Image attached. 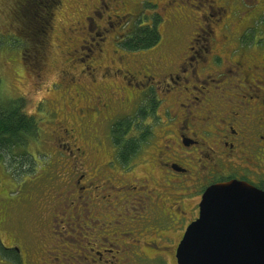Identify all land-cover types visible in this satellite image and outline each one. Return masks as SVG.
Masks as SVG:
<instances>
[{
	"label": "rangeland",
	"instance_id": "rangeland-1",
	"mask_svg": "<svg viewBox=\"0 0 264 264\" xmlns=\"http://www.w3.org/2000/svg\"><path fill=\"white\" fill-rule=\"evenodd\" d=\"M215 1L217 2L213 6H223L226 8L225 12L214 9L210 11L206 0H127L124 8L112 7L109 1L104 4L103 0H47L48 4L53 3L52 6L45 4L50 10V18L44 13L43 15L47 17L45 22L43 21L39 27L36 25L34 27L32 23L33 30L27 33L17 20L19 16L17 10L22 1L0 0V99L3 104H8L10 100L23 98L26 112L35 116L39 128L38 135L30 139L27 146L14 149L15 158L11 163L0 165V242L7 249L19 243L23 258L15 260V254H6L0 249V264H92L95 253L89 243L94 247L101 245V248L107 250H119L118 246L109 245L101 238L108 237L113 241L115 238L112 237L111 231L119 227L120 221L112 222L114 219L112 213L99 210L96 204L100 206L102 204L97 202V197L94 196L91 202L89 193L85 196L79 194L71 210L78 213L81 208L87 212L94 205L92 221L85 224V216H71L69 222L76 219H81L83 222L62 225L66 231H60L62 229L60 224H58L59 230H55L56 233L49 230V220L46 217L52 212L50 218L55 211L56 215L62 218L65 214L64 207H61L62 202L65 201L68 205L72 203L67 200L72 189L68 190L64 181L70 179L77 169L89 166L82 164L84 153L92 166H95L92 172L86 170L91 176L88 177V182L84 181L89 183L92 190L95 186H98L99 191L103 190L100 185L104 181L112 183L113 177L116 176H122L132 183H134L133 179H139L138 184H144L146 179L151 178L149 184L155 187L153 193L155 196L156 193H160L157 203L162 204L163 209L172 206L173 193L177 190H174V184L171 186L164 180L165 174L161 168L156 170L153 166L157 164L155 161L159 156L162 162L167 160L166 156L170 153L168 152L166 156L161 154L166 153L164 150L166 144L163 142L166 138L172 137V134L166 131L175 130V123L171 122L168 125L162 123L159 126V123L155 122L157 127H153L154 134L136 155V159L133 160L134 166L128 170L120 165L113 167L112 164L115 161V146L111 135L114 122H107L103 116L98 117L95 109L90 110L88 114H90L91 127L88 137L82 134L81 128L76 127L80 123L78 115L80 111L87 112L90 108L101 110L104 104H108L109 108H139L147 99L145 95L140 98V95L149 84L156 87L155 97L159 100L157 108L165 121L166 111L168 110L169 114L170 111L176 112L175 108H182L177 106L180 98L181 103H186L184 97L191 93L185 89L184 83L181 86L183 88L179 99L171 92L168 94L164 92V81H170L167 75L177 71L176 63H180L186 57L185 52L189 46L194 47L195 52H198L200 47L209 44L212 53L223 58L220 70L226 71V76L221 78L227 76L232 78L229 73L232 63L239 62L241 58L239 56L241 51L233 53L237 46L236 38L238 42V36L244 28L247 25L254 26V23L253 20L241 21L236 0ZM255 1L257 2L241 0V15L244 18L256 13L260 3L264 8L263 0ZM118 2L120 1H116L115 4ZM151 2L158 7L153 9L150 6ZM105 5H109V8L106 9ZM154 11L160 16H152ZM207 14H212L213 17L210 18L211 16ZM88 17H93L99 30L92 24L93 20H87ZM138 22L157 25L162 34L161 44L158 47L136 52L123 48L121 41L128 35L129 25ZM260 24L257 21L254 30L250 31L252 35H249V41L258 46L243 49L242 55L251 67L260 65L258 59L264 58V49H262L264 37L262 41L259 38V33L262 31ZM74 28L78 29L76 33L71 31ZM104 28L106 31H103ZM39 37L44 41L42 45L39 43ZM83 40H86V43ZM191 40H194L192 45L189 44ZM97 43L99 46L94 47L95 51L87 58L88 47L92 48V44ZM35 58L38 68H30ZM147 67L150 68L148 75H155V80L150 82L143 77L147 74L145 69ZM131 74L137 81H141L139 82L141 87L135 83L128 84ZM258 74L250 82L260 80L261 72ZM194 81L190 79V83ZM224 87L226 86L221 85L220 90L222 91ZM232 88L229 86L226 90L223 89L226 96L236 94L237 91ZM83 96L88 100L83 99ZM209 97L212 100L216 99L211 95ZM229 103L239 104L237 99ZM211 108L219 107L216 104ZM226 108H230V105ZM111 117L109 115V118ZM147 123L151 126L154 124L151 120H147ZM68 128L72 129L71 135L76 134V129L80 132L76 134V140L75 137L70 138V134L65 136L62 133ZM203 129L213 128L208 124ZM135 131L138 130H132L131 135L136 134ZM207 143L213 144L212 140ZM77 148L83 151L82 155ZM73 150L75 154L71 155ZM77 159L81 160L77 161ZM16 168H20V171ZM106 187L108 189L110 186ZM92 194L95 192L93 191ZM104 194L105 191H101V197L107 195ZM60 197L65 198L60 201ZM114 201L118 204L121 199ZM149 203L151 205L146 213H151L154 207L151 201ZM124 204L127 207V203ZM123 208L121 202L117 211L120 212ZM1 210L5 212L1 213ZM140 214L142 210L137 213ZM147 217V222L151 221L149 224H132V227H137L139 235H144V239L146 238L144 241L149 245L157 242L158 246H168L167 238H172L173 230L178 228L177 221H172L170 224L169 220L159 218L153 225V217L149 215ZM87 226L92 228L87 230ZM105 230L109 232L104 233ZM88 231L93 233L87 235ZM63 234L65 237L61 236ZM44 235L48 237L44 238ZM159 235L162 238L159 239ZM88 248L93 253H90ZM32 251L37 253L34 255ZM104 253L110 256H104L105 258L113 260L114 254ZM118 259L115 264H176L172 255L155 263L145 261L135 263L134 259L130 260L126 256H120ZM96 264H105V261Z\"/></svg>",
	"mask_w": 264,
	"mask_h": 264
},
{
	"label": "flooded vegetation",
	"instance_id": "flooded-vegetation-1",
	"mask_svg": "<svg viewBox=\"0 0 264 264\" xmlns=\"http://www.w3.org/2000/svg\"><path fill=\"white\" fill-rule=\"evenodd\" d=\"M106 1H109L110 6L112 5V7L116 6L124 8L127 4V0H103L104 4ZM116 1L120 2L115 4ZM112 2L113 4H111ZM209 2L210 0H206L207 8H209L210 11H213L214 9L219 12L221 10L225 12L226 8L223 6H213L217 1L213 0L212 2ZM254 2L257 1L254 0ZM236 4L239 5L237 8L241 21L247 22L248 20H253L254 26L247 25L238 36V42L236 38L237 46L235 50H233V53L241 51V54L239 55L241 58L239 62L232 63V67L229 71L232 78L228 76L226 78H221L222 76H226V71L222 72L220 70L223 58L220 57V55H214L209 44L200 47L198 52H195L194 47L189 46L185 52L186 57H184L180 63H176L177 71L167 75L170 77V81H164V92L167 94L171 92L179 99L182 94L181 89L183 88L181 86L184 83L185 89L191 93L184 97L186 103H181L180 98L177 106L182 108H175L176 112L170 111L169 114L168 110L166 111L167 118L165 121L159 114V108H109L108 104H104L101 110L99 108H90L87 106L90 108L87 112L83 110L79 112L78 121H80V123H78L76 127L81 128L82 134L87 135L88 137H90L89 129L91 127L89 118L90 114H88V112L92 109L96 110L98 117L103 116L105 121H112L111 123L114 122L113 125L117 123L118 120H131L134 116L133 112L136 114L139 110L144 109L146 110L147 115L142 118L143 120L139 119V121L135 122L132 129L134 130L137 124L143 125L144 127L151 126L147 123V120H151L154 123L151 126L152 135L154 134L153 127H157L155 122L157 124L159 123V126H161L162 123H165V125H168L171 122L175 123V130L169 129L166 131L164 129L166 133L172 134V137L166 138L163 142L166 144L164 149L166 153L161 154L166 156L169 152L170 154L166 156L167 160L162 162L161 156H159V161H155L157 164L155 166L152 165L156 170L161 168L165 174L164 180L170 183L171 186L174 184V190H177L173 193V204L168 207V209H163V205L159 202L157 203L160 193H156V196L153 193L155 192V187H152L149 184L151 178L146 179V183L144 184H138L139 179H133L134 183H132L122 176L113 177L112 183L110 181H104L100 185L102 186L101 189H103L101 191H105V194H107H104L105 197H101V191L98 190V186H95L94 190H92L89 183H86L89 181L88 177L91 176V173L90 175L87 174L86 170L92 172L95 168V166H92L89 162L86 157V153H84L85 157H82V164L89 165L88 168L77 169L76 173L71 175L70 179L64 181L67 183L68 190L72 189L70 192L71 194L67 199L72 203L71 205H68L62 200V198L65 197H60V201H63L61 207H64L65 210L64 216L60 218L54 211L50 218L49 216L52 212L46 217L49 220V230H52L53 233H56L55 230H59L58 224H60L61 228L64 229H60V231H66V228H63L62 225H68L70 223H73L72 225H74L78 221L83 222L81 219L69 222L71 216H85V224L93 220L92 215L95 210L93 208L94 205L91 209L87 210V212L81 208H79L78 213H76L75 210H71L72 207H74V203L77 200L76 198L79 197V194L81 196H85L87 195L86 193H89L88 197L91 202L93 201V196L95 198L97 197V202L102 204L101 206L100 204H96L98 209L103 210L104 213H112L111 215L114 217L112 222L120 221L119 227L114 228L113 231L110 230L113 233L112 237L115 238L113 239L115 242L110 241L108 237L101 238V240H104L109 245L113 244L118 246L119 250H107L106 248H101V245H95L94 247V245L89 243L91 246L90 248H92V251L95 253L92 264L104 261L105 264H115L119 261L118 257L120 256H126L127 258H130V260L134 259L135 263L142 261L155 263L163 259L165 260L168 255H172L177 264L176 254L178 247L188 226L198 219L203 195L209 187L218 183L237 180L249 183L253 187L264 191V86L261 85H264V58L258 59V63L260 65H253L251 67L242 55L244 54L243 49H250L258 46L257 44L249 41V37L252 35V32L250 31L254 30L257 21L260 22V26H262L259 38L261 41L263 40L264 8L260 3V8L257 9L256 13L244 18L243 15H241V0H236ZM141 5L143 6V2ZM144 5L146 4L144 3ZM150 6H152L153 9L154 7H158L154 2H151ZM105 8H109V5H105ZM209 15L207 14V16ZM127 16H132V14H127ZM152 16L159 17L160 15L158 12L154 11ZM210 16V18L213 17L212 14ZM87 20L91 21L93 20V17H88ZM92 24L96 29H98L95 20L92 21ZM132 25L133 24H131V26ZM131 26L129 25L128 27V33L131 32ZM87 28H89V26H87ZM104 30L106 31L105 28L103 31ZM71 31L76 33L78 29L74 28ZM158 32L160 35L159 42L148 50L156 48L161 44L162 34L159 29ZM255 36L257 37V33H255ZM83 42L86 43V40H83ZM193 42L194 40H191L189 44L192 45ZM98 46L99 43L92 44V48L88 47L89 55L87 58H89L95 51L94 47ZM210 56L211 58H209ZM246 64H248L247 67H245ZM212 65H214V67H212ZM154 68L158 70L157 67L154 66ZM145 69L147 71V74L143 76L145 80L147 82L155 80V75H148L150 68L147 67ZM259 72H261V79L250 82L252 78L259 75ZM130 76L131 78L128 79V84L135 83L141 87V84L139 83L141 81H137L133 74ZM190 79L193 81L194 79L196 80L190 83ZM250 83H252V86H250ZM221 85L226 86L224 87L225 90L227 87L232 86V89L237 91L236 94L234 96H226L225 91H223L224 88H222V91L220 90ZM146 86L147 87L144 88L140 98L142 95H145L147 99H150L151 96H153L158 102L159 100L155 97L156 87L149 86V84ZM259 92L262 93L259 94ZM196 93L199 95L196 96ZM250 93H253L254 95ZM210 95L213 96L212 98L216 99L212 100L211 97H209ZM83 99L88 100L84 96ZM227 99L229 102H233V99H237L239 104H230L227 102ZM216 104H218L219 108H211V106L215 107ZM227 105H230V108H226ZM99 111L104 114H101ZM171 114L175 115L173 116ZM109 115L112 117L109 118ZM208 124L213 129H203V127ZM74 131L75 130L73 129V132ZM71 132V128L62 131L65 136L70 134V138L75 137L76 140V134L79 131L76 129V134L72 135ZM139 134L141 137L144 132ZM199 134L201 136H199ZM89 140L91 141L90 138ZM210 140L213 142L212 145L207 143L210 142ZM77 150H79L80 155H82L83 151L81 152L80 148H77ZM73 154H75L74 150L71 151V155ZM136 155L128 164H125L118 159L117 149L115 148V161L112 163L113 167L115 165H120V167L130 170L134 166L133 160L136 159ZM79 160L81 159H77V161ZM107 185L110 186L108 189L106 187ZM93 191L95 194H92ZM167 196H169V194ZM114 199H121V201L117 204ZM149 201H151L154 207L151 210V213H146L151 205ZM121 202L124 205V208L119 212V210L117 211V207L121 204ZM124 203H127V207ZM141 210L142 214L137 215L138 211L141 212ZM1 211V213L5 212V210ZM148 215L153 217V225L159 218L169 220L170 224L172 221H177L178 228L173 230L174 234L172 238H167V241H169L168 246H158L159 244L157 242L154 245H149L147 241H144L146 239H144V235H139L137 227H132V224H149L151 221L149 220L150 222H147ZM138 217L141 218L138 219ZM95 225L96 224H93V226ZM91 228L92 227L87 226V230ZM103 232L107 233L109 231L105 230ZM89 233H93V231H88L87 235H89ZM61 236L65 237V234ZM43 237L47 238L48 236L44 235ZM140 238L142 240H140ZM160 238H162L161 235H159V239ZM103 246H105V244H103ZM2 247L6 254H15V260L19 258L23 259L21 257L22 247L19 243L18 245L15 244V247H8L11 249H7L4 244H2ZM89 251L90 253H93L90 249ZM104 252L114 254L112 255L113 260H111V258H105L107 254ZM32 253L35 255L37 251H32ZM107 257L110 256L108 255ZM86 259L88 258L86 257Z\"/></svg>",
	"mask_w": 264,
	"mask_h": 264
},
{
	"label": "water",
	"instance_id": "water-1",
	"mask_svg": "<svg viewBox=\"0 0 264 264\" xmlns=\"http://www.w3.org/2000/svg\"><path fill=\"white\" fill-rule=\"evenodd\" d=\"M176 259L177 264H264V191L237 180L209 187Z\"/></svg>",
	"mask_w": 264,
	"mask_h": 264
},
{
	"label": "trees",
	"instance_id": "trees-1",
	"mask_svg": "<svg viewBox=\"0 0 264 264\" xmlns=\"http://www.w3.org/2000/svg\"><path fill=\"white\" fill-rule=\"evenodd\" d=\"M21 1L17 10L19 13L17 20L20 25H23V29H25L27 33L33 30V27H31L32 23L34 27L35 25L39 27L43 21L45 22L47 19V17L44 16L45 14L50 18V10L47 9L48 7H45V4L49 6L51 4L52 6L53 3L49 2L48 4V2H46L47 0ZM32 6L34 7L33 11ZM130 31L131 32H129L121 42H123V48L131 52L148 50L155 46L160 40L157 25L151 23L141 24L138 22L131 26ZM38 40L42 45L44 41L41 40V37H39ZM35 61L36 58L33 59L30 68L38 66ZM157 106L158 102L151 96L149 100L146 99V101H144L141 108H157ZM145 115H147L146 110H139L131 120H118L111 129L112 141L117 149L118 159L125 164H128L151 138V126L144 127L140 124H137L134 128L138 130L135 131L136 134L131 135L133 124L139 121V119L143 120L142 118ZM38 131V122L33 114L30 115L26 112L23 98L16 99L15 101L10 100L8 104H3V101L0 99V165L6 164V162L11 163L15 158L14 149L27 146L28 141L38 135ZM141 132H144V134L140 137L139 133ZM16 170L20 171V168H16ZM0 249L3 250L1 242Z\"/></svg>",
	"mask_w": 264,
	"mask_h": 264
},
{
	"label": "snow or ice",
	"instance_id": "snow-or-ice-1",
	"mask_svg": "<svg viewBox=\"0 0 264 264\" xmlns=\"http://www.w3.org/2000/svg\"><path fill=\"white\" fill-rule=\"evenodd\" d=\"M211 194H212L211 191H209L208 196H211ZM193 225H194V224H193Z\"/></svg>",
	"mask_w": 264,
	"mask_h": 264
}]
</instances>
